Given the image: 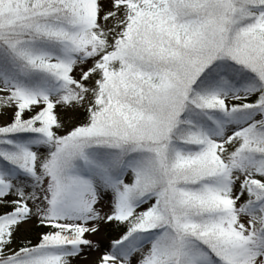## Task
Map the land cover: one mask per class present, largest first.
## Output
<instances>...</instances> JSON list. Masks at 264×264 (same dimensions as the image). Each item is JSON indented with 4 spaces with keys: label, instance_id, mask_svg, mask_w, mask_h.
<instances>
[{
    "label": "snow or ice",
    "instance_id": "snow-or-ice-1",
    "mask_svg": "<svg viewBox=\"0 0 264 264\" xmlns=\"http://www.w3.org/2000/svg\"><path fill=\"white\" fill-rule=\"evenodd\" d=\"M0 264H264V0H0Z\"/></svg>",
    "mask_w": 264,
    "mask_h": 264
}]
</instances>
